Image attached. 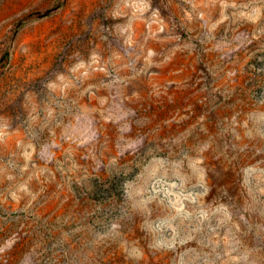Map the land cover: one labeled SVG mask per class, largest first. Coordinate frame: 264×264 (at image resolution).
Here are the masks:
<instances>
[{
  "label": "rangeland",
  "instance_id": "374dc122",
  "mask_svg": "<svg viewBox=\"0 0 264 264\" xmlns=\"http://www.w3.org/2000/svg\"><path fill=\"white\" fill-rule=\"evenodd\" d=\"M0 264H264V0H0Z\"/></svg>",
  "mask_w": 264,
  "mask_h": 264
}]
</instances>
